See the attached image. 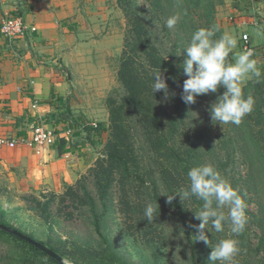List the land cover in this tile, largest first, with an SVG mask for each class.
<instances>
[{"label": "rangeland", "instance_id": "obj_1", "mask_svg": "<svg viewBox=\"0 0 264 264\" xmlns=\"http://www.w3.org/2000/svg\"><path fill=\"white\" fill-rule=\"evenodd\" d=\"M178 1L182 4L183 0ZM186 1L189 3L176 10L166 6L153 12L150 0H138L164 49H175L178 67L191 33L213 25L220 27L214 39L224 31L237 38L234 52L245 51L243 37L248 35L253 58L261 63L258 67L264 65V0ZM162 2L170 5V1ZM76 9L81 16L65 19L58 29L62 44L55 53L56 67L71 81V95L61 104V111L46 119L56 133L55 150L61 159L58 169H43L41 160L21 152L27 148L22 143L14 149H0V222L55 250L67 264H193L186 227L196 263L207 264L212 249L196 241L193 227L201 223L194 218L201 202L192 198L183 203L177 195L169 204L162 194H175L187 185L192 167L210 163L239 190L248 217L244 231L237 236L230 234L227 223L224 232H209L213 246L223 238L237 239L240 251L234 264H264V126L257 123L254 110L239 126H221L213 123L209 108L225 89L198 96L196 103L188 104L186 121L171 143L174 152L162 154L151 149L141 118L130 115L129 150L136 157L134 170L143 182L133 178L125 184L117 174L98 176L110 135L108 99L123 93L117 75L126 19L117 0H78ZM176 11L182 13L181 21L168 29L167 18ZM6 45L17 48L19 42L7 39ZM228 60H232L231 53ZM256 83L254 77L246 79L244 93L261 105L259 95L254 96ZM152 183L166 209L148 223L145 206L156 204ZM176 204L184 212L183 223ZM25 253L31 254L21 242L0 234V264H24Z\"/></svg>", "mask_w": 264, "mask_h": 264}, {"label": "clouds", "instance_id": "obj_2", "mask_svg": "<svg viewBox=\"0 0 264 264\" xmlns=\"http://www.w3.org/2000/svg\"><path fill=\"white\" fill-rule=\"evenodd\" d=\"M181 17L180 11L171 14L166 21L167 28L173 29L181 21ZM219 31V25H213L209 28H198L191 33L183 50V63L179 65L183 75L188 77L183 82L181 98L191 105L196 103L198 96L216 93L223 88L225 91L209 108L211 119L214 124L221 126H239L252 113L255 105L252 95L245 96L243 83L253 77L259 83L262 73L251 50L233 51L238 45L234 35L224 31L219 38L214 39ZM230 53L231 61L228 60ZM151 87L155 94L163 90L165 100L175 95L170 92L167 79L161 70L154 71ZM187 181V185L175 194L162 195H167L169 204L177 195L183 203L192 198L200 201L201 206L194 211V218L201 223L193 227L196 228V241H202L212 249L207 264H234V258L240 251L238 240L223 238L213 246L208 233L213 230L216 233L224 232L227 223L232 236L241 234L248 222L245 199L210 163L192 167L187 172ZM157 212H160L159 203H148L143 213L145 220L148 223L153 222Z\"/></svg>", "mask_w": 264, "mask_h": 264}, {"label": "trees", "instance_id": "obj_3", "mask_svg": "<svg viewBox=\"0 0 264 264\" xmlns=\"http://www.w3.org/2000/svg\"><path fill=\"white\" fill-rule=\"evenodd\" d=\"M150 1L153 12L163 10L166 6L169 9L176 10V6L189 3L186 0H183L182 4L178 0H167L170 1L169 5L168 3L163 4L162 0ZM117 4L122 9L126 19L124 44L117 75L123 93L120 98L111 97L108 99L110 135L106 145L107 155L106 161L99 163L96 174L98 176L102 175L104 178H110L117 174L121 176L126 184L131 179L143 182L138 171L134 170L135 163L133 161L136 157L129 150L130 132L128 129L131 126L129 116L136 115L141 118V122L144 124L143 131L148 138L151 149L156 154H162L166 150L174 152L171 143L175 141L178 128L184 125L186 121L188 104L181 98L186 76L180 73L176 62L177 53L174 48L167 52L163 47L164 44L155 36L152 28L153 22H150L148 18L145 19L144 5H141L142 3H139L138 0H117ZM259 68L263 78H261L262 82L255 84L254 96L259 95L261 105L259 103L255 104L254 112L257 116V123L264 126V65ZM159 70L164 73L170 92L175 94L167 100L169 102L168 106L164 105L163 90L156 94L152 91L153 73ZM245 90H247V87H243L244 92ZM262 135L264 136V132H262ZM151 185L152 200L159 203L160 210L165 211L166 204L158 194L157 185L155 183ZM89 199L93 208L92 198ZM84 203L81 204V207L84 206ZM175 209L183 223V210L177 204ZM0 223L6 225L3 222ZM0 234L21 242L29 249L31 254L25 253V256H22L25 257L24 264H60L28 242L1 230ZM185 235L188 243L191 244L193 264H197L194 257L192 237L186 227ZM53 252L57 253L55 250ZM57 254L61 256L59 253Z\"/></svg>", "mask_w": 264, "mask_h": 264}, {"label": "crops", "instance_id": "obj_4", "mask_svg": "<svg viewBox=\"0 0 264 264\" xmlns=\"http://www.w3.org/2000/svg\"><path fill=\"white\" fill-rule=\"evenodd\" d=\"M77 2L0 0V24L7 14H19L28 28L25 39L19 41L17 48L8 47L0 35L1 134L28 140L34 126L43 124L50 128L46 119L58 112L71 95V81L64 77L60 66L56 67L55 53L62 44L58 29L63 26V21L76 14L81 16L76 9ZM33 28L36 29L34 32ZM262 36L264 39V34ZM55 148V144L46 148L40 156L28 146L21 152L32 160H41L46 171H53L58 169L61 160Z\"/></svg>", "mask_w": 264, "mask_h": 264}, {"label": "built area", "instance_id": "obj_5", "mask_svg": "<svg viewBox=\"0 0 264 264\" xmlns=\"http://www.w3.org/2000/svg\"><path fill=\"white\" fill-rule=\"evenodd\" d=\"M36 29L33 28L34 32ZM28 28L23 17L19 14H7L3 17L0 24V34L11 41H22L25 39ZM245 50H252L249 45L248 35L243 37ZM56 142V133L51 128L46 127L43 124H39L33 127L31 137L28 140H16L9 136L0 135V149L17 148L20 143L31 148L38 156L42 155L44 150Z\"/></svg>", "mask_w": 264, "mask_h": 264}, {"label": "water", "instance_id": "obj_6", "mask_svg": "<svg viewBox=\"0 0 264 264\" xmlns=\"http://www.w3.org/2000/svg\"><path fill=\"white\" fill-rule=\"evenodd\" d=\"M0 230L4 231L6 233H9L11 235H14L26 242H28L29 244L35 246L36 248H38L39 250H41L42 252L46 253L47 255H49L50 257H52L53 259L57 260L60 264H67V262L65 261V259H63L61 256H59L57 253L53 252V250H51L49 247L39 243L36 240H33L32 238H30L29 236L23 234L22 232L13 229L12 227L3 225L0 223Z\"/></svg>", "mask_w": 264, "mask_h": 264}]
</instances>
